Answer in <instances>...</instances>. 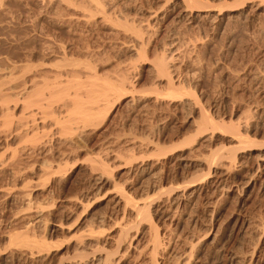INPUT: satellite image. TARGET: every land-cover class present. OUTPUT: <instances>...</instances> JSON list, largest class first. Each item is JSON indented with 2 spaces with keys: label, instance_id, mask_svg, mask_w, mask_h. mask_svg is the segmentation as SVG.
Segmentation results:
<instances>
[{
  "label": "rangeland",
  "instance_id": "374dc122",
  "mask_svg": "<svg viewBox=\"0 0 264 264\" xmlns=\"http://www.w3.org/2000/svg\"><path fill=\"white\" fill-rule=\"evenodd\" d=\"M134 204L157 264H264V0H0V264L122 227L116 263L149 264Z\"/></svg>",
  "mask_w": 264,
  "mask_h": 264
},
{
  "label": "bare ground",
  "instance_id": "6f19581e",
  "mask_svg": "<svg viewBox=\"0 0 264 264\" xmlns=\"http://www.w3.org/2000/svg\"><path fill=\"white\" fill-rule=\"evenodd\" d=\"M98 3V2H97ZM96 3V1H95V3L94 4H96V6L95 7H97V11H101L100 9H101V7H100V9H99V5ZM73 63V62H72ZM74 64V63H73ZM155 64H157V66H159L161 69H165V68H167V62H166V60H165V58H160V59H158V60H156V63ZM30 71V70H29ZM15 79V78H14ZM122 79V78H121ZM128 80V79H127ZM120 82V85H122V87L125 89V88H128L127 87V83H126V81H125V79H122L121 81H119ZM30 83V84H29ZM36 83V82H35ZM34 81H31L30 80V82H24V93H26L27 92V87H28V84L31 86V85H33V87L35 86L34 84ZM75 83V82H74ZM7 84V83H6ZM92 84H94V83H92ZM97 84V83H96ZM95 84V85H96ZM103 84V83H102ZM7 85H9V83L7 84ZM37 85V84H36ZM78 85H79V83H78ZM104 85V84H103ZM108 85V84H107ZM107 85L105 84L103 87H101V90H99V91H97V92H95V90H93L94 91V93H96V95L95 96H93V98L91 99V100H93V101H97L98 100V98L102 95L103 96V98L102 99H104V96H105V94H106V91H107V93H108V91H111V88H110V84L108 85L109 87H107ZM112 85V84H111ZM14 86V85H13ZM75 86V85H74ZM96 86H98V85H96ZM18 87V86H17ZM36 87V86H35ZM78 87V86H77ZM100 86H98L97 88H99ZM3 88V87H2ZM37 88V87H36ZM95 88V87H94ZM114 88V87H113ZM100 89V88H99ZM36 90V89H35ZM41 90V89H40ZM92 90V89H91ZM104 91V92H103ZM37 92H38V90H37ZM39 92H41V91H39ZM55 92V91H54ZM99 92H101V95L100 96H97V94L99 93ZM22 93V92H21ZM42 93V92H41ZM103 93H104V95H103ZM34 93H32V95H33ZM38 94V93H37ZM43 94V93H42ZM42 94H41V97H43L42 96ZM100 94V93H99ZM35 95V94H34ZM51 95H52V97H54L55 98V94H52L51 93ZM54 95V96H53ZM36 96V95H35ZM35 96H34V98H35ZM39 97H40V93H39V95H38ZM91 96V95H90ZM91 96V97H92ZM97 96V97H96ZM101 96V97H102ZM107 96H108V94H107ZM29 97V96H28ZM48 97V96H47ZM59 97V96H58ZM57 96H56V98H58ZM5 99V98H4ZM27 99H29V98H27ZM43 99V98H42ZM53 99V98H52ZM25 100H26V98H25ZM23 101V102H25V105H24V120H25V122H26V124H25V122H24V128H31V127H33V128H35L36 126H37V123H38V120H42L43 118H41V117H39L40 115H42V106H43V104H42V101L43 100H41V98H37V99H32V100H28V102H26V101ZM47 100V99H46ZM45 100V101H46ZM47 101H50V100H47ZM51 102V101H50ZM87 102V101H86ZM98 102H100V101H98ZM79 103V102H78ZM91 103H92V101H91ZM94 103V102H93ZM49 104V103H48ZM51 104V103H50ZM85 105V104H84ZM32 108H34V109H32ZM37 108V109H36ZM77 109H79V105H78V108ZM39 111H40V114H39ZM75 111V110H74ZM84 111V110H83ZM44 112V111H43ZM77 113H79L78 111H77ZM89 113V112H88ZM8 114V113H7ZM39 115V116H38ZM44 115V114H43ZM79 115H80V113H79ZM87 115V114H86ZM88 115H90V114H88ZM38 116V117H37ZM86 117H89V116H86ZM207 120V119H206ZM209 120V119H208ZM210 121V120H209ZM209 121H207V122H209ZM211 122V121H210ZM209 122V123H210ZM212 124V123H211ZM232 127V126H231ZM32 128V129H33ZM25 129V131H27ZM30 130V129H29ZM234 130V129H233ZM33 131V130H32ZM35 131V130H34ZM32 134V133H31ZM242 143V142H241ZM7 148V147H6ZM7 151V150H6ZM13 151V150H12ZM14 152V151H13ZM16 153V152H15ZM15 153L14 154H12L10 157H15ZM9 157V159H12V158H10ZM7 158V157H6ZM16 158V157H15ZM8 159V160H9ZM14 159V158H13ZM17 159V158H16ZM215 159V158H214ZM6 161V160H5ZM10 161V160H9ZM7 162V161H6ZM3 165H5V164H3ZM2 165V166H3ZM171 196V195H170ZM121 197H123L122 199L123 200H125V204H126V206H131L132 204H131V202L130 201H128L127 199L128 198H126V196H125V198H124V196L123 195H121ZM176 205V204H175ZM146 206V205H145ZM144 206V207H145ZM143 207V208H144ZM132 210H133V213L135 212L136 213V215L138 216V217H140V220H141V218H142V220L143 221H148V222H146L147 223V225H148V228H149V234H150V239H149V241L147 242V251H146V255H147V261H148V263L149 264H157V254H158V252L161 250V243H160V241H159V235H158V233L155 231V229H154V227H153V225L151 224V222H150V216L148 215L149 213H148V211H145V210H147L146 208H144V210L142 209V207H140V206H135V204H134V206L132 207ZM134 213V214H135ZM135 215V216H136ZM149 216V217H148ZM142 220H141V222H142ZM98 222H100V221H98ZM140 222V223H141ZM144 222V223H145ZM100 227V226H99ZM98 227V228H99ZM95 227H93V229H94ZM123 228H125V227H122L121 229H119V231H118V236H117V240L115 241V248L113 247V245H112V243L110 244V245H112V247L114 248V250L115 251H111V250H109V249H107L106 247H107V245H105L103 242V244L100 242V240H99V238L98 237H100V236H98V235H94V236H98L97 238L96 237H91V238H87L89 235H90V233L88 232V231H94V233H95V230H92V229H90V230H86L87 231V234H89L87 237H85V238H87V239H85V240H83V241H80V242H78L76 245H74V249H72L73 250V259L72 260H74L73 262H72V264H117L116 263V260H115V254H122L123 252L125 253V251H127L128 250V248L130 247L129 245V247H126V245L124 246V244L122 243L123 241H125L126 240V238L125 237H127L126 235V232H125V230L123 229ZM98 231H100V230H98ZM103 231V230H102ZM102 236V235H101ZM90 237V236H89ZM41 238V237H40ZM83 238V237H82ZM81 238V239H82ZM101 238V237H100ZM114 238V237H113ZM109 239V238H108ZM112 239V238H111ZM79 240H80V238H79ZM78 240V241H79ZM102 241V240H101ZM111 241V240H110ZM126 242V241H125ZM108 243H110L109 241H108ZM17 245H20V244H18L17 243ZM14 246H16V245H14ZM20 247L22 248H26V250H27V254L29 255V256H31V257H33V259H34V257H41V255L43 256L46 252L48 253L49 251H48V245H47V243H46V241H44V239H42V240H29L27 243L25 242H22V245H20ZM126 247V248H125ZM143 247V246H142ZM22 248V249H23ZM192 248V247H191ZM190 248V249H191ZM194 248V247H193ZM18 249H19V246H18ZM50 249V248H49ZM145 249V248H144ZM195 249V248H194ZM139 250V249H138ZM186 250H188V249H186ZM17 251V250H16ZM164 251V250H163ZM166 251V250H165ZM114 252V255L112 254ZM25 253V252H24ZM145 253V252H144ZM141 254H142V252H141ZM141 254H140V256H141ZM123 255V254H122ZM139 256V257H140ZM137 257V256H136ZM146 257V256H145ZM184 257V256H183ZM183 257H181V264H187V258H183ZM30 258V257H29ZM42 259L44 258V257H41ZM144 258V257H143ZM31 259V258H30ZM37 259V258H36ZM61 259V258H60ZM65 259V258H64ZM70 259V261H72ZM142 259V258H141ZM145 259V258H144ZM62 260V259H61ZM119 260V259H118ZM190 260V259H189ZM140 261V260H139ZM119 262H120V260H119ZM144 262V261H143ZM179 262V261H178ZM240 262V261H239ZM65 263V262H64ZM146 263V262H145ZM66 264V263H65Z\"/></svg>",
  "mask_w": 264,
  "mask_h": 264
}]
</instances>
